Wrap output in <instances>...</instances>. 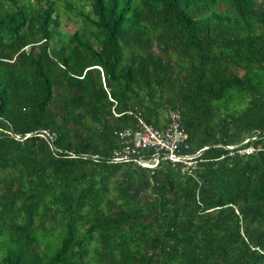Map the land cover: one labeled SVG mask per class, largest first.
Wrapping results in <instances>:
<instances>
[{
  "label": "trees",
  "instance_id": "trees-1",
  "mask_svg": "<svg viewBox=\"0 0 264 264\" xmlns=\"http://www.w3.org/2000/svg\"><path fill=\"white\" fill-rule=\"evenodd\" d=\"M175 110L195 167L111 161ZM261 131L264 0H0V264H264Z\"/></svg>",
  "mask_w": 264,
  "mask_h": 264
},
{
  "label": "built area",
  "instance_id": "built-area-1",
  "mask_svg": "<svg viewBox=\"0 0 264 264\" xmlns=\"http://www.w3.org/2000/svg\"><path fill=\"white\" fill-rule=\"evenodd\" d=\"M117 135L120 147L111 157V161L117 163L135 162L144 167H156L161 162L170 161L190 168L198 164L204 150L191 151L189 133L182 123L179 110L169 113L168 123L164 127H156L137 115L136 123L119 130ZM235 147L227 146L229 149ZM253 151L252 147H248L240 152L249 155Z\"/></svg>",
  "mask_w": 264,
  "mask_h": 264
},
{
  "label": "rangeland",
  "instance_id": "rangeland-1",
  "mask_svg": "<svg viewBox=\"0 0 264 264\" xmlns=\"http://www.w3.org/2000/svg\"><path fill=\"white\" fill-rule=\"evenodd\" d=\"M70 28H72V26L70 24L69 25H63L62 26V29H64V30H68Z\"/></svg>",
  "mask_w": 264,
  "mask_h": 264
},
{
  "label": "water",
  "instance_id": "water-1",
  "mask_svg": "<svg viewBox=\"0 0 264 264\" xmlns=\"http://www.w3.org/2000/svg\"><path fill=\"white\" fill-rule=\"evenodd\" d=\"M262 133H264V131L259 132V134H262ZM259 134H258V135H259ZM249 140H250V139H248L247 141H249Z\"/></svg>",
  "mask_w": 264,
  "mask_h": 264
}]
</instances>
